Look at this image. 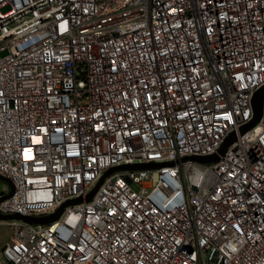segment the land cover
Masks as SVG:
<instances>
[{
	"label": "built area",
	"instance_id": "built-area-1",
	"mask_svg": "<svg viewBox=\"0 0 264 264\" xmlns=\"http://www.w3.org/2000/svg\"><path fill=\"white\" fill-rule=\"evenodd\" d=\"M262 88L264 0H0V264H264Z\"/></svg>",
	"mask_w": 264,
	"mask_h": 264
},
{
	"label": "water",
	"instance_id": "water-1",
	"mask_svg": "<svg viewBox=\"0 0 264 264\" xmlns=\"http://www.w3.org/2000/svg\"><path fill=\"white\" fill-rule=\"evenodd\" d=\"M254 113L255 117L253 121L245 126L244 128L241 129V135H244L246 132L254 128L259 121L261 120L263 114H264V88H262L255 96L254 99ZM236 141V136L233 135L231 136L222 149L220 150V155L224 156L225 153L227 152L228 148ZM220 160V156L214 155L210 157H190V158H185L184 161H194L202 164H210V163H216ZM168 165L173 166L174 163H169ZM163 164H149V165H135V166H121L115 169L110 170L106 175L102 178V180L99 182V184L96 186V188L89 194L87 198V202L92 201L94 195L97 193L101 185L104 183L105 179L112 175L113 173L117 171H126V170H153V169H158L160 167H163ZM1 181H5L6 183L9 184V186L12 188V192L9 195V197H12L14 194V189L13 185L10 180L0 176ZM82 203V200H75V201H70L66 204H64L55 214L50 215V216H45V217H24L18 214L14 215H7L4 216L0 214V220L1 221H24L26 223L32 224V225H47L51 224L55 221H57L63 210L68 207V206H73Z\"/></svg>",
	"mask_w": 264,
	"mask_h": 264
},
{
	"label": "rangeland",
	"instance_id": "rangeland-1",
	"mask_svg": "<svg viewBox=\"0 0 264 264\" xmlns=\"http://www.w3.org/2000/svg\"><path fill=\"white\" fill-rule=\"evenodd\" d=\"M8 11V8L3 10ZM10 188L9 184L5 181L0 180V192H6ZM11 240L10 229L5 226H0V246L4 245L6 242Z\"/></svg>",
	"mask_w": 264,
	"mask_h": 264
}]
</instances>
